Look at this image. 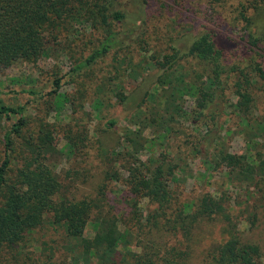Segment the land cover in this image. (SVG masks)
I'll return each instance as SVG.
<instances>
[{"label":"trees","instance_id":"trees-1","mask_svg":"<svg viewBox=\"0 0 264 264\" xmlns=\"http://www.w3.org/2000/svg\"><path fill=\"white\" fill-rule=\"evenodd\" d=\"M134 1L137 11L129 17L117 0H0V71L17 62L35 64L49 54L51 44L60 40L77 42V23L90 24L97 30L95 40H86L91 45L87 54L83 52L79 62L71 63L66 75L53 78L50 90L44 91L35 80L19 85L20 91L0 85V95L10 90L29 99L50 96L57 102L65 100L59 92L70 84L69 78H77L100 59L111 56L109 77L99 80L100 86L92 93V106L97 109L103 94H113L128 114L130 126L121 141L126 151L124 163L118 165L121 169L105 173V180L119 182L123 170V184L133 206L136 208L141 201L154 206L143 221L142 214L133 213L134 227L119 228L108 218L99 219L95 221V237L87 239L84 231L93 211L109 203L105 185L98 187L95 199L75 200L67 178H59L49 164V155L55 152L49 126L40 123L26 135L30 100L16 106L0 103V119L12 121L4 135L0 158V259L11 253L12 261L18 263L22 258L18 251L28 235L47 227L64 233L65 241L71 243L70 250H64L75 252L82 260L74 264H113L119 249H129L141 237L147 243L142 264H177L181 260L194 264L191 262L199 249L191 246V233L201 222H221L227 230H234L235 220L243 215L247 214L252 227L258 221L264 206V155L257 151L256 144L241 155L229 152L223 134L229 133L224 123L231 118L238 117L239 126L248 124L253 96L260 81H264V25L256 24L264 0L240 4L232 22H242L243 27L233 25L223 28L225 32L204 31L194 37L183 34L178 39L183 38L180 47L172 44L175 41L171 38L164 47L157 39L151 40L145 9L139 12L148 0ZM162 6L166 11L181 7V11L188 12L182 0H163ZM228 55L238 63L227 61ZM153 71L156 74L151 86L130 98L122 78L137 81ZM227 88L232 90L234 102L226 99ZM116 124V119L107 120L104 128L113 129ZM262 124H257L258 130L264 129ZM155 147H159L156 153ZM143 151L157 154L154 166L139 159ZM195 162L207 172L221 169L229 182L243 183L239 188L246 183L256 189V194L246 190L248 197L255 194L256 204L250 211L242 210L234 216L230 199L235 195L227 192L220 196L204 192L182 201L181 193L174 189L177 176L189 171L190 163ZM75 174V180L85 183L88 173ZM234 235L235 231L226 243L206 252L202 263L257 264L259 247L241 244ZM171 241L178 242L179 247L186 242L183 248L192 254L176 252L179 248L172 247ZM92 257L99 262H90Z\"/></svg>","mask_w":264,"mask_h":264},{"label":"rangeland","instance_id":"rangeland-1","mask_svg":"<svg viewBox=\"0 0 264 264\" xmlns=\"http://www.w3.org/2000/svg\"><path fill=\"white\" fill-rule=\"evenodd\" d=\"M117 1L125 7L130 14H128L129 17L137 11L134 0ZM182 1L188 12L181 11V7L166 11L164 10L166 8L162 6L163 0H148V5L146 4L145 8H139L140 13H143L145 9L144 14L149 19H147V25L149 35L152 37L150 39H157L158 44H162V47L169 42L170 38L172 42L175 41L172 44L180 47L183 38L178 39L183 34L194 37L204 31H224L233 25L241 28L244 24L242 22L234 23L232 19L237 16L240 4L249 5L248 0H224L222 3H210L208 0ZM252 16L256 17V15ZM183 20H185L184 23ZM256 20V24L258 22L264 25V7L261 17L258 19L257 16ZM75 27H80L77 42L69 44L67 41L60 40L62 44L60 42L55 45L51 44L49 54L41 57L35 64L17 62L0 71V85L4 88L7 87L5 89L20 91L19 85L26 86L25 83L37 80L44 91L50 90L53 78L66 75L70 64L79 62L83 52L85 55L87 54L91 45L86 40L90 37L95 40L98 37L97 30L90 24L86 26L77 23ZM154 32L157 33L154 34ZM229 34L233 35L232 32ZM119 57H123V55ZM111 59V56L100 59L90 70L83 71L77 78H75L76 76L69 78L70 84L64 85L59 92L65 97V100L60 98L57 102L50 96L43 99H39L40 97L29 99L26 95L13 93L10 90H7V95H0V103L5 105L16 106L25 103L27 99L30 100L28 104L30 124L27 127L26 135L40 123L48 125L52 130L50 140H52V148H55V152L49 155V164L59 178H67L68 184L71 185L70 195L75 200L85 197L95 199L98 187L105 185V196H109V203H104L101 210L99 208L98 211H93L84 231V236L87 239L95 237L97 233L95 221H99V219L108 218L119 228L123 227L122 225L126 228L134 227L133 213L142 214L143 221V219H147L154 208L146 201H141L136 208L133 206V201L128 198L127 189L123 184V170H120L119 182L105 180V173L111 174V169H121L118 165L124 163L123 156L125 155L123 154L126 151L122 149L121 141L125 130L130 126L128 114L116 102L113 94H103L101 97L103 102L97 109L92 106V93L100 86L99 80L109 77ZM227 59L229 62L238 63L234 56L228 55ZM134 60H138V57H135ZM155 74V71L145 74L141 80L137 81L128 76L123 77L122 83L125 92L130 98L134 95L137 96L141 90L151 86ZM66 79L63 80V83ZM257 88L258 90L253 96V113L251 116L248 115V124L239 126L238 117L231 118L224 123L225 129L230 128L228 134H223L225 148L236 155L246 153L248 149L253 148L254 144L259 146L257 151L264 155V129L258 130L257 128L259 122L261 124L264 122V81H260ZM231 91L227 88L225 97L234 102L235 98ZM111 119L117 120L116 127L107 130L104 128V123ZM11 122L5 118L0 119V158L3 153L4 135L9 130ZM146 135L152 137L151 132H147ZM82 139L85 140L82 141ZM158 149L159 147H155L154 152L156 153ZM156 155L150 151H143L138 157L146 165L152 167L156 164ZM125 158L129 159L127 156ZM190 167L189 171L178 173L179 181L175 183L177 185L174 187L175 191L181 193L182 201L190 200L204 192L216 196L227 192L229 195H235L230 199L234 216H239L240 211H248L254 203L256 204L255 192L257 191L256 189L254 191L253 187L246 183L243 188H239L243 183L229 182L221 169L217 171L210 169L207 172L200 162L190 163ZM76 171L88 173L85 183H81L80 179L75 180ZM246 190L254 192V197H248ZM236 196H239L237 200ZM131 216L132 219L129 222L128 218ZM246 218H248L247 214L238 217L235 220L236 228L234 230H227L221 222L203 221L197 225L191 233V246L197 247L199 251L196 252L195 259L191 263L203 264V255L214 247L226 243L235 231L236 235L234 236L240 240L241 244H254L259 247L260 256H255V261L257 264H264V206L259 210L255 226L252 227ZM166 237L168 238L169 235ZM181 237L177 240H181ZM171 242L173 243V241ZM69 243L65 241L62 231H54L46 227L28 235L26 242L20 246L18 251L22 254L18 263L12 261L13 254L7 253L0 259V264H74L75 261H82L78 259L79 256L77 257L75 252H67L70 250L71 243ZM145 244L147 243L141 237L129 249H119L113 264H142ZM186 245V242H183L182 247H179L178 242L171 244L172 247L179 248L176 252L182 251L190 255L191 251H186L183 248ZM90 262L98 263L99 260L92 257ZM186 263L181 260L177 264Z\"/></svg>","mask_w":264,"mask_h":264}]
</instances>
